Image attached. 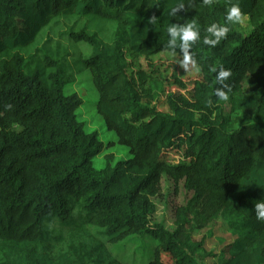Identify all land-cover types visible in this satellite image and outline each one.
Listing matches in <instances>:
<instances>
[{
  "label": "trees",
  "instance_id": "obj_1",
  "mask_svg": "<svg viewBox=\"0 0 264 264\" xmlns=\"http://www.w3.org/2000/svg\"><path fill=\"white\" fill-rule=\"evenodd\" d=\"M233 4L243 22L204 45L206 28L223 24ZM187 23L200 29L189 50L200 76L192 89L141 62L183 58L178 44L168 49L167 27ZM221 68L227 100L215 95ZM87 71L98 114L131 155L117 164L106 155L101 170L94 159L106 145L79 120L84 100L65 93ZM174 152L178 162L168 160ZM165 178L189 194L174 231L152 219ZM259 200L264 0H0V264H128L112 246L131 236L155 242L134 264H264ZM216 220L233 237L218 254L193 237Z\"/></svg>",
  "mask_w": 264,
  "mask_h": 264
},
{
  "label": "rangeland",
  "instance_id": "obj_2",
  "mask_svg": "<svg viewBox=\"0 0 264 264\" xmlns=\"http://www.w3.org/2000/svg\"><path fill=\"white\" fill-rule=\"evenodd\" d=\"M183 58L174 57L169 53H162L152 60H142V65L145 70H150V67H157L158 70L165 72L168 78L174 80L173 77H178L189 89L194 87L195 82H199L200 76L198 69L193 65L189 64L187 70L181 67ZM130 70H139V61H131ZM141 64V63H140ZM173 92L185 93V90L177 87L172 88ZM65 93L71 95L77 93L83 100L84 105L77 111L80 122L85 124V129L88 133H98L100 140L106 145L103 154L97 156L94 159V166L96 169L101 170L106 166V155H113V163L117 164L120 161L130 159L131 155L127 148L123 147L118 143V139L114 132L108 131L104 119L98 114L97 103L99 101V94L94 87L92 75L90 71H87L79 76L74 84L66 88ZM161 110H166V107H161ZM112 143V147H108ZM168 160L171 162H178L180 155L176 152L168 155ZM189 199V194L181 188L176 193L174 185L168 179L163 181V193L160 197L155 198L157 210L155 215L152 217L154 223H162L168 230L174 231L176 229L175 224V210L177 207L186 203ZM194 240L205 241V247L209 253L215 252L216 254L221 253L224 249L229 246L233 241V237L230 236L227 230V225L223 221L216 220L215 223L211 224L207 228L197 229L193 232ZM125 243L137 242L134 246H125ZM124 242L112 246L113 255L122 259L128 264H134L132 259L136 253H142L145 247L155 245L152 238H140L131 236ZM227 251V250H226ZM206 264H212L211 259L206 260Z\"/></svg>",
  "mask_w": 264,
  "mask_h": 264
},
{
  "label": "clouds",
  "instance_id": "obj_3",
  "mask_svg": "<svg viewBox=\"0 0 264 264\" xmlns=\"http://www.w3.org/2000/svg\"><path fill=\"white\" fill-rule=\"evenodd\" d=\"M205 5H210L213 3V0H203ZM183 8L181 4L178 8L172 9L170 14H175L177 11ZM243 22V14L238 5H231L225 13V22L223 24L212 23L206 28V33L203 37L204 45L215 47L220 41L228 35L230 31V26L234 24H240ZM167 33L170 37L168 41V49L175 54L174 46L180 48V51L183 53V60L181 62V67L184 70H187L189 64H195V61L192 59L190 54V48L193 43L200 39V29L195 23L187 24H169L167 27ZM230 72L221 68L216 75L217 83L220 85L215 90V95L220 100H227L228 95L227 91H230L229 85L227 84L228 77ZM254 212L258 219L264 220V200H259L255 203Z\"/></svg>",
  "mask_w": 264,
  "mask_h": 264
}]
</instances>
